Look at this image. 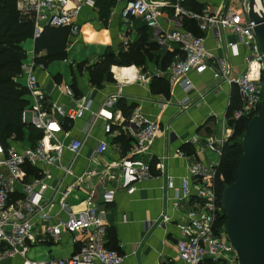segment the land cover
<instances>
[{
	"label": "crops",
	"instance_id": "0c3cea01",
	"mask_svg": "<svg viewBox=\"0 0 264 264\" xmlns=\"http://www.w3.org/2000/svg\"><path fill=\"white\" fill-rule=\"evenodd\" d=\"M191 1L194 2L188 5L196 3L200 8L196 9L194 5L187 8L184 2H179L178 6L196 15L204 14L203 10L214 14L227 7L221 8L218 0ZM119 8L116 1L104 14L97 5L93 9L82 7L76 18L78 33L69 35L65 57L61 61L43 67L34 63V58L44 54H33L34 40L27 39L20 45L25 55L22 65L31 68L43 94V99L36 105L60 127L55 141L46 145L53 147L58 143L65 146L71 140L81 142L75 156L67 150L62 152V165L72 161L70 175L64 176L55 168L48 169L50 178L46 183L51 189L43 192L41 202H47L45 208L50 221H54L64 216L58 207L60 192H68L65 201L68 208L75 211L84 208L89 191L94 192L95 201L102 192L112 191L111 202L102 207L105 211V248L123 256L121 264H185L178 258L174 247L179 238L176 225L185 220L192 202L190 195L181 198L180 180H192L187 171L192 163L218 165L220 155L208 151L204 144L214 138L223 140V146L227 144L237 122L229 119V113L239 107L240 100L233 86L212 79L211 67L200 74L190 72L171 82L167 69L174 58L180 56L181 44L167 41L162 44L157 35L188 33L202 37L207 52L230 65L231 74L243 70L248 48L229 30H221L220 39H217L213 32L199 30L196 19L177 14L171 8L164 9L166 20L156 32L147 30L139 20L121 23ZM125 31H130L127 40ZM138 38L139 43L145 40L146 44L152 45L143 52V59L138 64L110 66L98 81L90 78L87 69L98 56L106 52L118 60L117 55L123 54ZM227 44H235L234 49ZM117 68H130L131 75L126 76L125 69ZM25 79L21 70L15 82L25 88ZM184 79L188 84L185 87ZM64 88L70 95L65 94ZM113 94H117V98L112 107L105 109L101 117H95L102 103ZM24 99L27 101L24 111L28 112L35 106L34 100L29 94ZM79 106L86 109L79 119L74 120L62 118L55 110V107ZM133 112L156 123L160 130L138 154L131 153L130 136H127L130 139L127 149L113 142L116 136L127 135L125 126ZM105 124L111 127L108 134L103 131ZM27 136L28 132L24 131L21 140L11 141L9 145L16 151L28 149L35 143H29ZM100 142L106 144V149L96 154ZM135 158L148 165L151 177L137 183L133 193L127 194L119 187V164L124 159ZM159 164L163 166L161 172L157 168ZM22 170L24 179H29L40 178L47 168H31L25 164ZM168 179L173 182L170 189L166 188ZM53 186H56L54 190ZM20 196L19 188L15 187L10 199L13 201ZM163 215L168 217L167 222L160 221ZM32 221L36 236L26 240L25 258L38 261L68 258L78 251L82 236L66 235L52 242L40 234L46 222L37 215ZM21 260L16 256L3 264H20Z\"/></svg>",
	"mask_w": 264,
	"mask_h": 264
},
{
	"label": "built area",
	"instance_id": "2783aa9c",
	"mask_svg": "<svg viewBox=\"0 0 264 264\" xmlns=\"http://www.w3.org/2000/svg\"><path fill=\"white\" fill-rule=\"evenodd\" d=\"M115 1L120 4L119 18L124 22L139 20L143 27L153 32H156L160 24L166 20L164 9L171 8L177 14L196 19L199 30L211 31L217 39H220V32L223 29L238 37L242 41L241 44L248 48V55L244 59L243 70L238 74H231L230 65L207 52L202 37L188 33L157 35L158 41L162 44L165 41L181 44L180 56H176L167 69L171 82L173 79L185 77L190 72L200 74L211 67L212 79L233 86L239 97L240 105L230 110L229 119L248 121L257 113L261 98L260 78L264 70V57L259 52L254 38L253 24L245 16L246 4L238 9L227 6L214 14H207V10H203L204 14L196 15L178 6L179 2L186 0ZM95 4L96 0H15V9L31 21L33 26L31 39L35 40L45 27H67L69 35H76L78 33L76 18L81 8L93 9ZM227 46L234 49L235 44ZM21 70L26 77L25 89L35 104L28 112L23 111L21 121L39 131L41 137L32 147L21 151H16L10 145L3 150L0 145V264L16 256L22 258L20 264H121L123 256L104 246L106 225L105 211L102 207L111 202L112 191L102 192L96 201L93 200L94 192L89 191L84 200V208L75 211L70 210L65 201L68 192H58L60 197L58 207L64 216L50 221L48 210L45 208L47 202H41L43 192L51 189L46 183L50 178L48 169L55 168L64 176L70 175L72 161L66 166L62 165V152L67 150L75 156L81 142L71 140L65 146L58 143L53 147L46 145L55 141V134L60 132V127L36 105L43 99V94L36 84L31 68L22 65ZM187 85L184 79L183 86ZM64 92L70 95L67 88H64ZM116 98L117 94L110 95L102 103L95 117H101L105 109L111 108ZM85 109V106L67 109L55 107L56 112L67 120L79 119ZM110 130L109 124L103 126L105 134L110 133ZM125 131L126 136L132 138L131 153L138 154L160 130L156 123L133 112L127 120ZM223 144V140L214 138L207 141L204 146L219 156ZM105 149L106 144L100 142L95 152L101 154ZM25 164L31 168L45 166L47 170L40 178L24 179L22 167ZM157 168L160 172L163 171L161 164ZM215 168L192 163L187 168L192 180L190 182L186 178L180 180L181 198H189L190 195L192 202L185 220L176 225L179 238L174 247L178 258L185 264H237L236 255L225 239L223 224H216L223 213L220 199L213 188ZM150 177L148 165L139 159H124L119 164V187L127 194L133 193L137 183ZM15 187L19 188L21 196L12 201L10 196L15 192ZM172 187L173 182L168 179L166 188ZM55 188L56 186L52 187L53 190ZM36 215L41 221L46 222L42 225L41 236L45 235L52 242H57L66 235L82 236L78 251L68 258H49L44 261L25 258L27 251L25 242L36 236L32 221ZM160 221L167 222L168 217L163 215ZM218 227L220 228L217 229ZM38 239L39 237H36V240Z\"/></svg>",
	"mask_w": 264,
	"mask_h": 264
},
{
	"label": "trees",
	"instance_id": "16d2710c",
	"mask_svg": "<svg viewBox=\"0 0 264 264\" xmlns=\"http://www.w3.org/2000/svg\"><path fill=\"white\" fill-rule=\"evenodd\" d=\"M114 2L115 0H96L95 5L100 7V13L104 14L113 6ZM192 2L194 1L186 0L183 4H187V8H192L193 5L197 7L196 9L200 8L196 3L188 5ZM196 9L194 8V10ZM32 29L33 26L29 18L16 11L15 0H0V145L3 150L8 148L11 141L21 140L24 131L28 132L27 140L32 145L41 136L39 131L21 121V115L27 106L24 97L28 92L15 82V79L21 74L22 61L25 57L20 45L31 38ZM140 32L142 33V31ZM68 37L67 27L43 28L40 36L34 40L33 54H44L34 58V63L44 67L53 61L63 60ZM143 37L145 38V36ZM149 48H152V45L146 44L145 40L139 43L138 38L136 42L127 46L123 54L117 55L118 60H115L112 54L104 52L97 57L93 65L88 67V74L91 79L98 81L110 66L125 67L130 64H138L143 59V52ZM117 69H125L126 76L131 75L130 68ZM155 80L153 79L152 82ZM246 122L240 120L234 123L233 134L221 149L213 180V188L218 199H220L221 189L233 179L240 154L239 137L242 136ZM129 140L126 135L120 134L113 139V142L119 144L123 149H127ZM223 222L224 216L222 215L216 224L221 225Z\"/></svg>",
	"mask_w": 264,
	"mask_h": 264
},
{
	"label": "water",
	"instance_id": "95a60500",
	"mask_svg": "<svg viewBox=\"0 0 264 264\" xmlns=\"http://www.w3.org/2000/svg\"><path fill=\"white\" fill-rule=\"evenodd\" d=\"M245 16L264 57V0H246ZM260 83L258 111L243 130L233 179L220 191L223 233L237 264H264V70Z\"/></svg>",
	"mask_w": 264,
	"mask_h": 264
},
{
	"label": "rangeland",
	"instance_id": "374dc122",
	"mask_svg": "<svg viewBox=\"0 0 264 264\" xmlns=\"http://www.w3.org/2000/svg\"><path fill=\"white\" fill-rule=\"evenodd\" d=\"M218 1H219L220 4H222L221 5V8L222 7H226V6H231L232 8L238 9V8H241L242 6H244L246 4V0H218ZM120 21H121V23L122 22L124 23V21L121 18H120ZM120 30H121V28H120ZM125 32H124V37H125V40H127L126 37L130 34V31L129 32H126V33ZM239 140H241V137H239ZM220 227H218L217 229H219Z\"/></svg>",
	"mask_w": 264,
	"mask_h": 264
},
{
	"label": "bare ground",
	"instance_id": "6f19581e",
	"mask_svg": "<svg viewBox=\"0 0 264 264\" xmlns=\"http://www.w3.org/2000/svg\"><path fill=\"white\" fill-rule=\"evenodd\" d=\"M258 0H256V2H257ZM257 7H258V5H257ZM254 67V66H253Z\"/></svg>",
	"mask_w": 264,
	"mask_h": 264
}]
</instances>
